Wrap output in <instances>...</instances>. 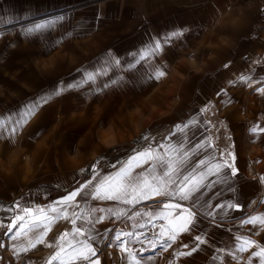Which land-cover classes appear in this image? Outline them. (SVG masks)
Wrapping results in <instances>:
<instances>
[{
	"label": "rangeland",
	"instance_id": "1",
	"mask_svg": "<svg viewBox=\"0 0 264 264\" xmlns=\"http://www.w3.org/2000/svg\"><path fill=\"white\" fill-rule=\"evenodd\" d=\"M4 1L0 0L1 10ZM6 4L17 5L20 12L31 9L32 15L0 21V206L4 208L0 243L19 230L9 233L7 226L25 215L23 208L33 209V214L42 208L52 217L57 215L52 207L67 208L68 219L53 221L45 243L64 232L71 235L75 212L80 217L75 226L92 229L90 234L98 240L106 234L114 237L108 244L113 246V257L99 259L101 264H134L115 240L122 227L106 228V221L119 224L146 210L145 219L156 221L158 228L168 227L169 220L182 223L178 219L182 209L163 205L179 203L196 213V227L180 233L166 251L148 246V240L159 239V231L143 227V244H127L129 249L137 246V251L131 250L141 264H261L264 257L251 253L264 248V225L243 221L264 217V173H251L263 162L264 142L260 140L253 152L245 151L240 160L229 118L238 121L240 130L264 139V114L247 116L245 104L251 82L257 87L249 96L264 89V0H163L162 4L8 0ZM37 24L46 26L36 29ZM178 32L182 34L172 35ZM140 35L144 39H137ZM157 41L161 49L141 59ZM157 70L166 75L157 79ZM90 73L94 80L88 79ZM236 73L246 79L234 82ZM32 106H37L35 113L26 115ZM196 116L203 118L210 142L219 151L214 162L206 160L205 165H199L201 156L195 140L190 141ZM146 149L177 162L176 184L189 172L197 175L213 164H225L224 155L231 167L207 175L195 203L161 196L155 202H135L124 211L122 200L91 195L62 203L94 176L93 184L115 176ZM183 152L189 157L181 164ZM165 170L156 159L139 166L133 161L130 179L139 183L147 177L152 183ZM161 213L171 215L164 219ZM98 217L105 221L96 222ZM197 235L205 241L198 247ZM245 240L253 243L240 251ZM185 244L187 248L182 247ZM194 247L197 250L191 251ZM100 248H107L105 242ZM46 251L47 244L34 248V253Z\"/></svg>",
	"mask_w": 264,
	"mask_h": 264
},
{
	"label": "snow or ice",
	"instance_id": "2",
	"mask_svg": "<svg viewBox=\"0 0 264 264\" xmlns=\"http://www.w3.org/2000/svg\"><path fill=\"white\" fill-rule=\"evenodd\" d=\"M51 23V22H49ZM45 24H37L35 25L36 29L44 28ZM29 31H32L30 29ZM182 33H173V36H179ZM161 49V44L159 41L155 43V46L151 48L147 53L141 56V59H144L147 55L155 54ZM119 63V61H116ZM166 73L162 70H157L155 72V77L158 79L160 77L165 76ZM89 80H94L95 75L89 74ZM242 80H245V77H241ZM258 91L264 93V89H258ZM59 95V92L55 93ZM48 98H45V102H47ZM37 106H32L29 108L26 115H33L35 113V108ZM254 132L256 128L252 129ZM14 131V130H13ZM264 131V129H262ZM161 147H164L163 145ZM171 151H178V149L173 148L171 145L168 146ZM197 147H202V145H197ZM189 157L188 152H183L182 158L179 163L183 164L187 158ZM143 158V160H142ZM156 159L161 162L162 166L165 167V171L163 172V177H167V180L163 179V177H153V180L156 183H150L147 177H144L142 181L139 183H133L131 176V168L133 166V161L136 162V166H139L141 162L147 163L150 160ZM176 161L171 159L165 160L164 156L155 155L153 150L146 149L142 152L137 153L136 156L130 158L128 161V166L125 168H121V170L115 174V176L111 177H104L99 183L93 184V180L86 181L83 185H81L76 190L72 191L64 197L63 202L65 205L70 204L71 202L75 201L77 196L87 197L91 195L93 199H110V200H122L124 203L127 204H134L139 199H148L153 196H162V197H178L182 201L193 200L195 203V194L200 191L202 187H204V179L209 174H216L221 171V169L225 166L231 167L225 164H213L208 167L207 172H200L197 175H193L192 172H189L187 175L183 176V179L180 181L179 184H176V181L173 179V175L176 174L179 169L176 167ZM206 161L201 160L199 161V165H205ZM98 175V173L96 174ZM232 175H236V169L232 168ZM173 184L176 185L174 189H169V185ZM91 189L90 191H88ZM78 207V204L76 205ZM165 208H176L182 209L181 213L178 216V219L182 221L180 224H176L173 221L169 220V226H161L159 231V239L148 240V246L151 247L153 250L159 246L160 248L164 249L165 251L171 247L173 243H175L178 239V235L180 233H187L191 232L197 224L196 220V213L191 208H184L183 205L171 204L166 203L163 205ZM217 207L223 208V205H218ZM229 208H238V204H229L227 205ZM92 212L97 211V209H91ZM111 211V210H109ZM51 212L56 213L55 217L49 216L44 209H37L36 213L33 214V209L25 207L23 208V213L29 217L27 221H25V215H18L16 216L12 222L7 226L8 232L11 233L13 229L18 227V231L13 235V240H18L23 235L25 237H29L27 240V244L21 242L18 246H14V252L18 254L20 252H28L31 249H34L39 244L45 243V237L47 233L51 230V224L55 219L60 218L61 216L65 219H68V211L67 208L64 209H57L55 207L51 208ZM122 213H117L120 215ZM75 217L71 220V223L74 225L72 229V239L67 240L66 238L70 235L68 232H64L58 237L56 241V247H58V251H56L51 258L48 260L47 264H52L53 261L59 260L60 264H65L62 253L66 255L69 260H78L86 262V264H101L99 258L97 257L96 248L93 246V242L95 241V237L90 235L89 233L92 232V229L85 230L81 227H77L76 220L80 217L77 216L75 212L72 213ZM171 213H161L160 217L167 219ZM207 215L211 216L212 213L208 212ZM104 217H98L96 222L103 220ZM19 222V224H18ZM245 224H257L264 225V217L260 216H253L248 220L243 221ZM7 234V233H6ZM29 234H31L29 236ZM84 236L85 239L83 240H76V236ZM122 236L132 237L133 233H117L115 236V240L119 242V245H123L122 250L127 254L134 264H141V259L137 258V254L134 253L131 249L127 247V243L130 241L122 240ZM138 242L143 244V241H140V238H136ZM194 239L198 242L197 247L199 244L205 243L204 239L197 235ZM64 241L67 243V247L71 249L70 252L65 251ZM253 242L248 240L244 241V244L241 245L240 251H245V245H249ZM118 245V246H119ZM3 244H0V247H3ZM48 247H53V244H48ZM182 247L187 248L188 245H182ZM197 247H194L191 251H196ZM144 251V248L141 249ZM177 255L184 256L190 255L191 252H178ZM251 255L253 256H260L264 257V248H261L259 252H252ZM93 257H97L96 259H92ZM147 259H151L148 257ZM261 264H264V259H261Z\"/></svg>",
	"mask_w": 264,
	"mask_h": 264
},
{
	"label": "crops",
	"instance_id": "3",
	"mask_svg": "<svg viewBox=\"0 0 264 264\" xmlns=\"http://www.w3.org/2000/svg\"><path fill=\"white\" fill-rule=\"evenodd\" d=\"M22 1V0H20ZM173 1V0H172ZM178 1V0H177ZM8 2V0H5L3 4V11L1 10V12H3L0 15V21L4 20L5 18H9V19H19V18H27L29 15H32V10H25V12H20L18 11V6H13V5H7L6 3ZM156 4L159 3H163V0H155ZM157 11V10H156ZM170 24L173 26L174 23L170 22ZM144 36V35H143ZM142 35L138 36L137 39H144ZM90 69V66H88ZM87 67V68H88ZM86 68V69H87ZM88 71V70H87ZM243 76V74H239L236 73L234 74L233 79H235L234 82L237 81H241V77ZM246 77V76H245ZM230 80V79H228ZM255 87H257L256 83L253 81L251 82L247 88L246 91L248 94L247 96V102L246 104V108H247V116H251L252 114L258 112V113H263L264 114V93L260 92V94L256 95V96H249L250 92H253L255 90ZM242 106H244V104H242ZM226 112H223V115L220 117V119L222 120L223 117L225 116ZM230 121V130L233 133V137H234V141L236 143V147L237 149V154L241 159L244 158V154L246 153L245 151H250L253 152L256 148H258V143H260V140L264 142V139L261 138V135L257 134L256 136L254 134H250L247 133L243 130V128H241L240 130V124H238L237 120H234V118H229ZM206 125H204L203 122V118L196 116L194 118V126L192 127L191 131H190V141L195 140V145L197 148V153L200 157V159L202 160H208V161H212L214 162V160L217 158L219 151H217L215 149V147L211 144L210 140H211V134L210 133H206L207 129H206ZM190 130V129H189ZM255 136V137H254ZM197 145H202V147H197ZM223 155V154H222ZM261 159L263 160L262 163H259V165L256 166V168L254 170H251V173H258V174H263L264 173V153L262 152L261 154ZM222 162H226L225 159V155L222 156ZM152 183H156V181L152 182ZM161 196H153L151 198L148 199H139L137 202H155L157 201ZM127 203H124L120 206L121 210L124 211L125 209H127L126 207H131L133 204H127L129 206H126ZM118 208V209H120ZM149 209V208H147ZM152 210V208H151ZM4 213V208L0 206V235L3 229V222H2V216ZM146 214L147 211L143 210L142 213H140L138 216L135 217H128L123 219L119 224H116V222H113L112 220L110 221L111 223L104 224L107 225L106 228H112L113 226H120L121 228V232L122 233H133L132 237H128V236H122L124 241H130L129 244H137V237H139L140 239L146 235V231L143 227L148 228V227H152L150 229V232H157L160 231V228L156 227L157 226V222L156 221H149L146 218ZM105 221V219H103ZM102 220V221H103ZM157 220V219H154ZM151 222V225H148L147 223ZM156 222V223H154ZM92 225V224H91ZM95 226V225H94ZM118 226V227H119ZM162 226V225H160ZM159 226V227H160ZM154 229V230H153ZM120 232V233H121ZM90 234V233H89ZM92 236H94L96 239L93 242V246L96 248L97 251V257L99 259H109L111 257H113V246L108 247V244H112L114 241V237L112 236H107L105 239H103V237H101V240H98L97 235H93L90 234ZM30 236V234H29ZM61 235H55L52 236L51 241L44 243V244H53V247H48L47 246V251L46 252H42V253H34V249L29 250L28 252L24 253V252H20L19 254L17 252H14L13 248L14 246H18L21 242L27 244V240L29 237H25V236H21L20 239L18 240H13L8 239L4 242V246L0 247V264H47L48 260L51 258V256L58 251V247H56V241L58 239V237H60ZM72 239V235H69L66 238L67 240H71ZM76 240H83L85 239L84 236H79L77 235ZM66 241H64V246H65V251L66 252H70L71 249H69L67 247V243ZM0 242H1V238H0ZM105 242L106 244V249H99V244ZM1 244V243H0ZM140 246V245H139ZM137 248V246L132 245L131 249H135ZM137 251V250H134ZM100 253V254H99ZM123 253V255H125L124 252H121V254ZM33 254V255H32ZM29 255V256H28ZM37 255V256H36ZM63 259L65 264H79L78 260H69V258L64 255L62 253ZM97 257H93L92 259H96ZM52 264H60L59 260L53 261Z\"/></svg>",
	"mask_w": 264,
	"mask_h": 264
}]
</instances>
